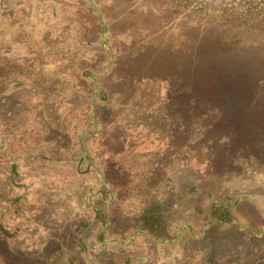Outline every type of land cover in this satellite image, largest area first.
<instances>
[{
    "label": "rangeland",
    "instance_id": "374dc122",
    "mask_svg": "<svg viewBox=\"0 0 264 264\" xmlns=\"http://www.w3.org/2000/svg\"><path fill=\"white\" fill-rule=\"evenodd\" d=\"M137 254L264 264V0H0V264Z\"/></svg>",
    "mask_w": 264,
    "mask_h": 264
},
{
    "label": "crops",
    "instance_id": "0c3cea01",
    "mask_svg": "<svg viewBox=\"0 0 264 264\" xmlns=\"http://www.w3.org/2000/svg\"><path fill=\"white\" fill-rule=\"evenodd\" d=\"M14 80H15V78H14ZM15 82V81H14ZM13 85H14V83H13ZM21 88H19V89H15L16 91H19ZM5 90H6V93L5 94H9V88H5ZM13 92H15V91H13ZM160 232V231H159ZM142 234H141V236H143L144 238H147V237H151V235H148L146 232H141ZM139 254H137V255H135V261H136V264H139V263H137L138 262V256ZM147 256V255H146ZM146 256H145V258H146ZM148 258L149 257H147L146 258V261H147V263L146 264H152V263H150L149 262V260H148ZM170 259H166V258H161V260L159 261H157V262H155V263H153V264H171L172 263V260H170ZM132 262H131V264H133V262H134V259H132L131 260Z\"/></svg>",
    "mask_w": 264,
    "mask_h": 264
}]
</instances>
